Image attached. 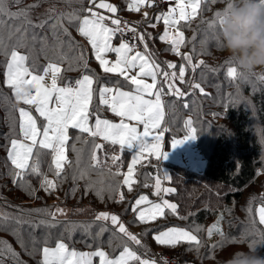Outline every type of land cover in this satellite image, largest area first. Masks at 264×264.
I'll return each instance as SVG.
<instances>
[{"label":"trees","instance_id":"trees-1","mask_svg":"<svg viewBox=\"0 0 264 264\" xmlns=\"http://www.w3.org/2000/svg\"><path fill=\"white\" fill-rule=\"evenodd\" d=\"M232 2L233 0H203L196 18L189 23L182 22L179 25L180 30L185 34L186 41L181 52L192 54L193 62L196 64H199L200 60L205 63L199 66L195 73L191 71L190 66H187L185 83L176 82V86L178 84L177 87L185 92L184 97H173L168 94L167 85H163L167 140L185 136L187 134V129L184 127L186 118L192 120L193 127L197 130L199 147L206 159V167L204 173L199 174L181 165L165 163L170 170V179L167 183L171 188L176 189L175 193L166 196L169 201L178 205L177 214L174 215L166 209V214L162 219L160 218L159 224H143L136 217L132 219L128 225L129 231L131 232L132 228L141 227L139 234L144 237L141 241L142 246L129 245L137 251L138 255L141 253L148 255L150 251L147 243L151 242V237L164 228L174 225L193 231L201 241L199 246L195 243L178 245L183 246V258L187 263H189L188 253H192L195 260L200 261L199 264H226L241 248L256 249L261 256H264V236H262L264 225L259 224L256 211L260 205H264V176H262L264 175V80L260 78L264 76L260 74L264 70L252 72L241 70L223 50L219 25L209 28V23L217 19L216 13L223 14L227 4ZM33 4H39V7L32 9L30 13L33 25L39 24L46 18L45 14L49 8H55L58 12H68L80 7L79 4L69 5L64 0H22L21 4H11L10 8L15 12ZM84 6H89L87 0ZM19 24V20L5 18L4 27L0 30L3 32L4 43L9 51L17 43L19 34L14 33L13 29ZM138 25L139 23H136V26ZM152 25V22L142 23V30L145 28L148 30L146 34H150L146 35L145 39L148 43L147 52L152 55V59L167 71H171L167 69L168 62L178 66L184 64L182 57L171 51V45L159 39L164 31L155 32ZM66 26L69 27L74 41L81 45L82 49L73 51L67 47L55 48L48 27L43 29L33 27L29 29L28 38L24 41L26 46L18 50L29 57L28 66L36 73L49 62H58L62 69L63 81H74L84 74L92 75L97 81L95 83L97 94L92 107H99V112L96 114L101 119L116 120L108 107L99 103V88L109 86L133 90L134 86L126 83L123 77L105 74L95 57L91 55L87 42L80 37L76 26ZM10 33H12L11 37ZM33 33L36 36L35 40L31 38ZM61 38L67 39L63 36ZM139 48L145 52L142 42ZM81 50L88 62L87 69L71 60ZM61 52L69 59L60 61ZM8 61L9 57L0 51V212L9 216L8 220L0 218V242L10 245L18 256L13 257L11 253L4 251L6 245L0 243L3 264H41V249L45 246L46 238L49 242L48 246L54 247L55 243L63 237L70 249L86 251L95 250L99 246L111 256H118L122 250V234L117 231L114 235V226L106 223L109 230L94 242L93 236L99 230L100 223L95 221L94 216L81 217L76 211L84 207L86 202L89 207L97 211H100L99 207L103 204L104 209L111 205L115 207L121 205L120 200H111L105 193L101 199L96 194L95 188L97 183L98 187H101L98 178L103 175L107 177L105 181L108 184L120 185L118 177L110 176V174L125 173L128 165V151L124 149V153H120L119 146H112L99 137L92 138L87 134H81L79 130L71 129L68 143L69 165L65 167L62 178L55 177L49 171L52 158L47 154L48 150H45V154L41 157L43 172L49 179L55 180L58 187L51 193L46 192L41 188L40 179L35 176L26 177L31 185L30 188L25 184L18 186L10 175L13 166L8 160V148L9 141L19 137L18 109L21 105L17 104L13 90L6 83ZM70 62L71 70H69ZM229 66L237 67L242 75L235 79L228 77ZM117 80L120 81L119 85L115 83ZM158 81L162 82L163 77L160 76ZM193 81L200 83L207 95L200 93L199 90L191 89L188 85ZM185 104L188 107H185ZM96 114L91 118L92 123L95 121ZM173 128L175 132L172 131ZM76 136H82V140L77 142ZM93 139L95 143L104 145L103 149L98 150L101 167H96L94 162H90L89 149ZM84 140L89 143H83ZM73 144L76 148L82 149L79 165L76 164L77 153L71 150ZM112 155H120L121 159L117 162L121 165L119 169L113 164ZM148 160H152L150 164L149 162L144 164ZM145 161L141 166L143 173L150 172L147 171L150 169L149 165L154 166L160 162L156 158L145 159ZM81 169H88V179L74 180L73 176ZM89 179L94 183L93 188L88 187ZM32 189L35 190L34 195H30ZM57 206L70 207L72 212L68 218L56 216L55 220L59 223L54 227L33 228L29 223L20 225L16 222L18 217L32 223L52 219L47 215V211L55 212ZM249 208L252 209L251 213ZM37 209H44L46 212H37L35 211ZM217 222H219L220 230H215L213 240L209 241L207 230ZM82 224L92 225L91 235L78 226ZM71 226L76 227L69 234L67 229Z\"/></svg>","mask_w":264,"mask_h":264},{"label":"snow or ice","instance_id":"snow-or-ice-1","mask_svg":"<svg viewBox=\"0 0 264 264\" xmlns=\"http://www.w3.org/2000/svg\"><path fill=\"white\" fill-rule=\"evenodd\" d=\"M65 3L79 4L80 7L72 9L68 12H58L55 8H49L45 14L46 18L42 19L39 24L33 25L30 13L32 9L39 7V4L29 5L25 8H20L13 12L10 8L11 4L19 5L22 0H0V30L3 29L5 18L9 20H19L20 24L13 29L14 33L19 34L17 43L9 51L4 43L3 32L0 31V51L9 61L6 64V83L9 88L14 91L17 104L28 105L34 108L38 113V117L34 116L31 110L24 107L18 109L19 112V138H12L9 141L8 160L11 162L12 170L10 175L13 177V182L31 185L26 177L35 176L40 179L41 188L46 192H53L58 184L55 180L49 179L48 175L42 170V155L45 150L51 155V164L49 171L57 178H62V173L65 167L69 165L66 155V149L70 140L69 130H79L81 134H87L92 138H102L112 146H119L120 153H124L125 146L132 148L139 144L138 152L132 157L131 164L128 166L127 172L124 173L123 185H126L128 191L132 190L134 173L137 164L147 156H155L157 160L167 159L168 153L162 147L161 133L168 131L167 128L161 127L165 118L164 101L162 95L165 93L164 84L167 85L168 94L173 97H184L185 92L176 86V82L185 83L186 72L188 67H191L193 73L199 66L204 65V61L200 60L199 64L193 62L192 54H184L181 48L185 46V34L180 30L181 22L189 23L198 15V10L201 8V0H176V6L170 7L167 12H163L157 17V20H162L165 25V30L159 36L161 41L171 45V51L181 56L185 61L184 64L177 65L168 62L167 71L161 68L160 64L152 59V55L147 52L148 43L145 39L146 35L137 33L135 27H128L126 22L121 19L105 15L100 10H105L107 13L115 14L118 9L107 0H87L88 7H85V0H64ZM153 0H130L128 10L139 12L145 5H151ZM231 3H228V8L224 13L217 12V19L209 23V28H214L216 25L223 23V16L231 8ZM147 17L148 13H144ZM54 21V22H52ZM66 25H75L79 35L86 39L87 43L94 51L95 60L98 61L100 67L105 74L113 73L119 77H123L124 81L130 86H134L132 91L121 90L120 87L103 86L98 90L99 103L110 108L111 112L117 117H120L119 123H113L108 119H101L96 113L99 112V107L93 108L94 96L97 90L93 85L97 81L92 75L84 74L81 78L74 81H63L61 76V67L58 62H49L40 72L34 74V70L28 66L29 57L26 54H21L19 48L25 47L24 41L28 38L29 29L48 27L51 31L54 40V47L75 51L82 49L71 36L69 27ZM111 25V26H110ZM155 27V24L152 25ZM126 32L132 33L133 40L144 42L143 47L145 52L136 50V45L129 43L124 38ZM120 35L121 42L118 46L114 45L113 40ZM12 33L9 34L11 37ZM67 39H62L61 37ZM32 40L36 39L35 33L32 34ZM47 38L45 37V40ZM195 41V37L192 38ZM194 51V48H193ZM115 54V60L109 59V54ZM69 59L63 52L59 55V60ZM82 65L85 69L88 67L86 57L82 50L71 58ZM178 69V71H177ZM71 70V62L69 64ZM135 72V74H131ZM227 75L230 78H237L242 73L238 72L237 67L229 66ZM162 76L163 81H158V77ZM151 78V83L146 82L145 78ZM264 80V76L260 77ZM50 79V83L48 80ZM62 82V83H61ZM116 85L120 84L117 80ZM158 85H160L158 87ZM193 90H199L200 93L207 95L205 89L200 83L192 82L188 85ZM149 97V98H146ZM151 97H154L151 98ZM188 107L187 104L184 105ZM91 108V111H90ZM95 115L94 124L90 123L92 116ZM135 121V124L131 122ZM137 125L143 126L141 132ZM184 127L187 129V134L182 139H173L172 147L185 143L189 139H195L197 130L193 127V121H185ZM77 142L82 140V136H76ZM83 143L88 144L89 141L84 140ZM103 144L91 142L89 154L90 162H94L96 167H101L100 158L96 155L97 150L103 149ZM71 150L77 153L76 164H80V153L82 149L76 148L75 144L71 146ZM120 155H112L111 160L116 165L117 169L121 167ZM91 163L89 164V168ZM121 173H113L120 175ZM88 169H81L78 174L73 176L74 180L88 179ZM170 179V177H168ZM102 183V182H101ZM148 187L147 184L144 185ZM88 187L93 188L94 183L89 179ZM120 185H109L107 187L95 188L96 194L103 199L105 191L119 194V200L124 201L123 192L119 191ZM154 195L161 197V194L170 195L175 193V188H164L161 185L159 177L155 179ZM35 190L32 189L30 195H34ZM178 205L170 203L168 199L161 197V202L156 203L149 199L147 195H140L135 199L131 207V211L136 214V219L143 224H148L153 221L163 218L165 210H170L172 214H177ZM37 212H46L44 209H37ZM259 224L264 225V205L257 210ZM249 212L252 209L249 208ZM57 214H65L63 209L57 208L55 212L47 211V215L52 219L40 220L38 223L24 221L22 218H16V222L20 225L29 223L31 227H54L59 221L55 220ZM0 218L8 220L9 216L0 212ZM186 219V217H181ZM222 219V217H221ZM95 221L100 223L99 230L93 236V241L96 242L104 232L108 231L106 223L114 226L115 232L122 234V244L118 256H110V254L97 246L95 250L78 251L74 248L70 249L69 244L61 237L55 246H48V239L44 241L42 251L41 264H93L94 258H99V264H155V261L142 259L141 255L137 254L129 245H141V240L128 230L121 222L118 215L110 214L109 212H100L96 215ZM253 223L255 220L253 219ZM84 232L91 235V224L78 225ZM76 226H71L67 230L69 234L75 230ZM199 230V229H197ZM213 230H220L219 222L208 228V235L211 236ZM264 236V234H262ZM155 241L160 245L176 246L181 241L195 243L197 246L201 244L197 236L192 232L180 227H169L164 231H160L154 237ZM6 245L4 251L11 253L13 257L18 256L6 242H0ZM111 244V240L109 241ZM0 264H3V256L0 254Z\"/></svg>","mask_w":264,"mask_h":264},{"label":"rangeland","instance_id":"rangeland-1","mask_svg":"<svg viewBox=\"0 0 264 264\" xmlns=\"http://www.w3.org/2000/svg\"><path fill=\"white\" fill-rule=\"evenodd\" d=\"M128 1L129 0H107V2L112 3L113 5H115L117 7V9H118L117 13L111 14V13H107L105 10H100V11L103 12L105 15L114 16V17H117V18L121 19L122 22H126L128 26H133L136 29H139L140 33H143V34L148 33V30L147 29L145 30V28H144V30H142L143 29L142 23L152 22V24H155V27H154V31L155 32L164 31L165 30V25H164L162 20L158 21L157 17L160 16L161 13L167 12L170 7H175L176 6V0H166L168 2V6L166 7V9L157 8L156 6H154V2H153L151 5L143 6L139 12H134V11H129L128 10ZM202 1L203 0H201V6H202ZM200 9L198 10V14H199ZM145 12L148 13L147 17H145V15H144ZM136 23H139V25L142 28L139 27V25L136 26ZM81 38L85 42H87L85 38H83V37H81ZM120 42H121V39H119L118 37H116L113 40V43L116 46H118ZM142 43H144V42H142ZM90 49H91V46H90ZM136 50H139V51L143 52V50L141 48H139V47L136 48ZM91 52H92V54L94 56V51L92 49H91ZM21 54H23V52H21ZM109 59L114 61L115 60V54L114 53H110L109 54ZM259 71H263V70H259ZM6 72H7V70H6ZM35 73L36 72H34V74ZM110 74H113V73H110ZM131 74H135V72H133ZM260 74H264V72H262ZM113 75H116V74H113ZM6 79H7V77H6ZM145 79H146V82H148V83L152 82L150 77L145 78ZM158 79H159V77H158ZM48 82L50 83V79L48 80ZM177 86H179V85L177 84ZM93 87L95 89V83H94ZM121 90H124V89H121ZM124 91H130V90H124ZM13 93H14V91H13ZM14 98H15V95H14ZM146 98H149V97H146ZM151 98L154 99V97H151ZM162 100L164 101L163 97H162ZM93 102H94V100H93ZM20 105H21V107H24V108H26L28 110H31L33 115L38 117V113L35 112L34 108H32L31 106H28V105H23V104H20ZM174 107H176V104H174ZM90 111H91V108H90ZM120 119H121L120 117H117V121L114 122V123L120 122ZM39 120H42V118L38 117V122H39ZM186 120H190V119L186 118ZM164 121H165V118H164V120H163V122L161 124V127L167 128L165 126ZM90 123H92V120H90ZM131 123L135 124V121H133ZM92 124H94V123H92ZM137 127L140 129L141 132L143 131V126L142 125H137ZM70 130H69V135H70ZM172 131L175 132L176 130L173 128ZM161 135H162L161 143H162L163 150L168 153L167 159L159 160L160 162L155 164L154 166L149 165L150 169L147 170V171H150V172L143 173L141 166L143 165L145 159L155 158V156H147V154H146L145 158L143 160H141V162L139 164H137V166H136L135 173H134L135 183L133 184V187H132L131 191H128L127 186L123 185V180L125 178L124 175L123 174L119 175V176L115 175L116 177H118L117 179H119L118 182H120L119 191L122 192V190H123V193H124V196H125V199L121 203L120 206L115 207L114 205H111V206L107 207L106 209H104L105 205L103 204V205H101L99 207L100 211H97L96 209H93L92 207H89V205L86 202L84 207L80 208L76 212L80 213L81 217H91V216L96 217V215L98 213L106 211V212H109L110 214L118 215L120 217V219H121V222L124 223V225L128 228V225L131 223L132 219H134V217H136V214L131 211V207L134 204L135 199H137L140 195H147L150 200H152V201H154L156 203L161 202V197L164 198V199H167V196L164 195L163 193L161 194V197H157V196L154 195V192H155L154 184H155V179L157 177H159V179L161 180L162 187H164V188L170 187L168 185V183H167V181L169 180L168 177H170V170H169V168L167 167V165L165 163H167V164L172 163V164H176V165H181V166L189 168L190 170L195 171V172H197L199 174H203L204 173L205 167H206V159H205V157H204V155H203V153H202V151H201V149L199 147L197 136H196L195 139H189L185 143H183L181 145H178L177 147L173 148L172 147L173 139H182L184 136L173 137V139H171L169 141V139L167 140V131L161 133ZM125 149L129 153L128 165H127V169H128V166L131 164L132 157L139 150V144L134 145L132 148H128L127 146H125ZM66 155H67V158L69 160L68 147L66 149ZM96 155L98 156V158H100L98 150H97ZM151 161L152 160L145 161L144 164H146V162L147 163L149 162V164H150ZM138 169H139V171H138ZM137 171H138V173H137ZM126 172H127V170L125 171V173ZM110 176H114V175L110 174ZM262 176H264V175H262ZM106 178L107 177L104 176V175L100 176L98 178V182L101 184V187H107L109 185H112L111 183L108 184V182L105 181ZM145 184H147L148 187H145L144 186ZM96 186L98 188V183H97ZM105 194L108 197H110L111 200H113V199H114V201L119 200V194L118 193L113 194V193H110L108 191H105ZM169 202L172 203L171 201H169ZM260 206H262V205H260ZM57 208L63 209L64 213H65L63 215L57 214L56 215L57 217L68 218V217L71 216L72 209L70 207L57 206ZM151 223H157V224L161 223L160 218L158 220H156V221L151 222ZM169 227L184 228L185 230L190 231L194 235H196L193 231H191V230H189V229H187L186 227H183V226L171 225V226H168V227L164 228L161 231H164V230H166ZM140 230H141V227H136V228H132L131 232L134 235H137V237L141 241H143L144 237L139 234ZM159 232H157L156 235ZM214 232H215V230H213V233H212L211 236H208V240L209 241L213 240ZM154 237H151V242L147 243V248H149L150 253L148 255H145V254L141 253L140 255H141L142 258H144V259L147 258L149 260H153V256H155L154 253L155 252L159 253L161 251L162 252L171 253V252H174L176 250H180L181 254L184 255V253H183L184 251H183V248H182L183 246H178V245L180 243H189V242L181 241L180 243H178L174 247L170 246V245H160V244H158L155 241ZM86 251H90V250H86ZM188 255H189V258H188L189 263H187L186 259H183L181 264H199L200 261L199 260H195V258H194L192 253H188ZM154 258H156V257H154ZM153 261H155V260H153ZM93 264H99V258H94ZM155 264H163V263H157L155 261Z\"/></svg>","mask_w":264,"mask_h":264},{"label":"clouds","instance_id":"clouds-1","mask_svg":"<svg viewBox=\"0 0 264 264\" xmlns=\"http://www.w3.org/2000/svg\"><path fill=\"white\" fill-rule=\"evenodd\" d=\"M231 5L219 25L224 52L243 71L264 70V0H233ZM226 264H264V256L241 248Z\"/></svg>","mask_w":264,"mask_h":264},{"label":"built area","instance_id":"built-area-1","mask_svg":"<svg viewBox=\"0 0 264 264\" xmlns=\"http://www.w3.org/2000/svg\"><path fill=\"white\" fill-rule=\"evenodd\" d=\"M154 6L160 9H166L168 6V2L166 0H153ZM137 33H140L139 29H136ZM117 37L120 39V35L117 34ZM124 38L129 41V43L135 44L136 48L140 47L141 41L139 40H133L132 39V33L126 32L124 34ZM164 98V94L162 95ZM156 253V252H155ZM153 256V260H155L157 263H163V264H181L183 258V255L181 254L180 250H176L174 252L168 253V252H159L156 253ZM156 257V258H154ZM144 259V258H142Z\"/></svg>","mask_w":264,"mask_h":264},{"label":"crops","instance_id":"crops-1","mask_svg":"<svg viewBox=\"0 0 264 264\" xmlns=\"http://www.w3.org/2000/svg\"><path fill=\"white\" fill-rule=\"evenodd\" d=\"M89 48H90V46H89ZM90 50H91V49H90ZM91 55H93L92 52H91ZM97 62H98V61H97ZM108 87H109V86H108ZM124 90H127V89H124ZM130 91H132V90H130ZM104 106H106V105H104ZM108 109H109L110 113L116 117V115H115L114 113L111 112L110 108H108ZM111 121H112L113 123L116 122V121H117V117H116V120H111ZM117 123H119V122H117ZM101 139H102V138H101Z\"/></svg>","mask_w":264,"mask_h":264}]
</instances>
